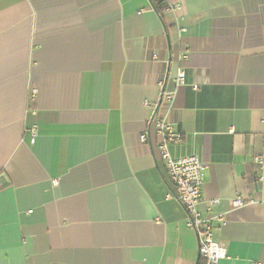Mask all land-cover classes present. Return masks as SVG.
<instances>
[{
	"label": "crops",
	"instance_id": "0c3cea01",
	"mask_svg": "<svg viewBox=\"0 0 264 264\" xmlns=\"http://www.w3.org/2000/svg\"><path fill=\"white\" fill-rule=\"evenodd\" d=\"M178 68L168 151L218 264H264V0H0V264H203L150 124Z\"/></svg>",
	"mask_w": 264,
	"mask_h": 264
},
{
	"label": "built area",
	"instance_id": "2783aa9c",
	"mask_svg": "<svg viewBox=\"0 0 264 264\" xmlns=\"http://www.w3.org/2000/svg\"><path fill=\"white\" fill-rule=\"evenodd\" d=\"M179 8V5H171L168 10ZM185 56L184 52L180 55L181 58ZM171 84L173 88L170 90L164 89V84H161L160 99L150 119V124L154 125L155 131L161 136L157 152L172 186V189L165 197L166 199L174 198L182 206L186 216V225L195 232L199 258L203 260V264H218L220 260L226 258V250L224 246L213 240V228L216 223H222V218L213 216L210 212L201 213L197 209L201 201L204 166L195 155L173 158L168 151V144L180 139L179 133L175 132L167 122L166 115L171 109L176 89L185 85V73L183 70L180 68L176 70ZM36 132V126L33 125L29 129L30 143L32 144L34 143ZM140 139L145 141V136H141ZM256 162L261 165L263 163L262 157H256ZM252 203V200L244 202L238 197L233 200L232 205L237 208L244 204Z\"/></svg>",
	"mask_w": 264,
	"mask_h": 264
}]
</instances>
